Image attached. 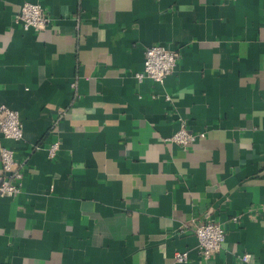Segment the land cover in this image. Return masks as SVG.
Instances as JSON below:
<instances>
[{
	"label": "crops",
	"instance_id": "0c3cea01",
	"mask_svg": "<svg viewBox=\"0 0 264 264\" xmlns=\"http://www.w3.org/2000/svg\"><path fill=\"white\" fill-rule=\"evenodd\" d=\"M152 45L179 55L163 84L134 77ZM0 104L26 161L0 264H204L192 220L224 228L209 264H264V0H0ZM182 126L205 135L168 142Z\"/></svg>",
	"mask_w": 264,
	"mask_h": 264
},
{
	"label": "built area",
	"instance_id": "2783aa9c",
	"mask_svg": "<svg viewBox=\"0 0 264 264\" xmlns=\"http://www.w3.org/2000/svg\"><path fill=\"white\" fill-rule=\"evenodd\" d=\"M15 21L20 23L23 29L40 31L48 26L50 19L47 12L39 4L24 3L20 6ZM179 61L178 52L161 45H152L144 52L143 68L134 77L138 82L149 79L157 84H163L166 77L172 74ZM64 110L59 112L60 117ZM0 135L5 140L21 141L23 139V127L17 111L0 104ZM204 133L190 132L182 126L174 135L167 139L182 148L195 143ZM36 149L38 147L34 146ZM59 150V142H54L47 149L48 155L55 158ZM0 162L2 165L3 178L0 182V197L12 196L20 192L23 180V167L26 161L17 160L14 151L7 147L0 149ZM235 221V219H233ZM192 233L197 238V254L204 264L211 263L221 251L225 241V231L221 224L211 221L192 222ZM177 263H186L187 252H176L173 256ZM243 263H248L249 255H243Z\"/></svg>",
	"mask_w": 264,
	"mask_h": 264
}]
</instances>
